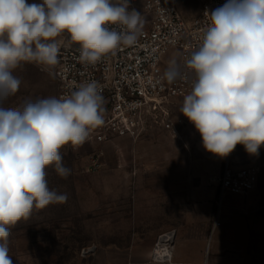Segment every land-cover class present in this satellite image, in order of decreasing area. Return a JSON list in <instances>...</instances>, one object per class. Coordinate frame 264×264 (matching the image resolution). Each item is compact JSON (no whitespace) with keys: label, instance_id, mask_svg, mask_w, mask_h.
<instances>
[{"label":"clouds","instance_id":"9594fccd","mask_svg":"<svg viewBox=\"0 0 264 264\" xmlns=\"http://www.w3.org/2000/svg\"><path fill=\"white\" fill-rule=\"evenodd\" d=\"M208 15L202 43L190 57L170 60L163 79L190 86L180 113L205 150L223 158L241 144L258 155L264 145V0H227ZM143 27L131 0H0V264H13L10 226L68 199L49 188L45 169L70 175L61 149L84 144L105 122V99L94 80L63 98L5 107L22 83L14 71L35 63L51 75L64 36L80 46L82 64L95 65L134 46Z\"/></svg>","mask_w":264,"mask_h":264},{"label":"rangeland","instance_id":"374dc122","mask_svg":"<svg viewBox=\"0 0 264 264\" xmlns=\"http://www.w3.org/2000/svg\"><path fill=\"white\" fill-rule=\"evenodd\" d=\"M176 2L187 18L198 12L202 0ZM74 45L78 44L72 43L67 36L60 38V46ZM14 75L22 83L5 107H19L29 98H59L57 81L41 66L25 63L14 71ZM182 104L183 98H174L170 103L177 131L152 127L132 141L122 161L111 142L63 147L62 163L71 170L70 175L61 177L54 166L47 167L45 171L49 188L66 193L68 199L44 209H34L28 219L10 226L8 255L13 264H135L143 260L145 250L151 243L153 245L147 237L155 225L132 221L135 200L143 198L144 190L154 185L160 187L152 195L163 199L167 183H177V169L184 171L185 201L193 199L192 193L197 186H200L202 196L213 194L216 208H213L209 222L216 223L215 216L221 213L217 203V179L224 157L205 150L194 124L180 113ZM98 149L104 151L102 163L92 168L91 156ZM166 152L171 153L168 159L163 154ZM247 195L228 194L223 200H241ZM248 200L251 204L248 212L250 246L256 247L259 243L264 247V221L262 223L261 219L264 215V191L258 198ZM190 212L191 208L185 204L186 215ZM172 226L177 228L180 225ZM104 249L111 251L104 252Z\"/></svg>","mask_w":264,"mask_h":264},{"label":"built area","instance_id":"2783aa9c","mask_svg":"<svg viewBox=\"0 0 264 264\" xmlns=\"http://www.w3.org/2000/svg\"><path fill=\"white\" fill-rule=\"evenodd\" d=\"M227 0H202L196 15L185 17L176 0H131V6L144 19L142 35L131 47H121L95 65L82 64L80 46H60L59 63L52 70L59 98L66 97L85 81H97L105 99L104 124L92 130L86 144L114 143L116 137L137 139L152 127L177 131L175 116L170 111L174 98H184L190 86L177 81L169 84L163 74L172 59L190 57L202 43L210 17L208 13ZM188 122H190L188 120ZM238 145L228 156L218 184V209L228 194L246 195L259 183L260 166L235 167L233 157ZM103 149L92 153L91 166L101 165ZM219 216V215H217ZM219 219L215 226L220 225ZM172 235L165 242L163 236ZM174 248V231L161 233L152 250L159 261H170Z\"/></svg>","mask_w":264,"mask_h":264},{"label":"crops","instance_id":"0c3cea01","mask_svg":"<svg viewBox=\"0 0 264 264\" xmlns=\"http://www.w3.org/2000/svg\"><path fill=\"white\" fill-rule=\"evenodd\" d=\"M134 140L136 139L122 136L115 138L113 144L120 161L124 159V156H127ZM163 154L167 159L171 155L168 152ZM232 160L235 167L260 166L258 186L247 196H244L247 200L252 197L258 198L264 191V145L260 147L258 155H252L245 150L243 145L238 144ZM183 172L182 169H177L175 179L177 183L175 185L167 183L166 195L163 199L152 195L160 187L154 185L151 189L144 190L143 198L138 197L135 200L132 221L137 224L155 225L150 229V234L147 237L153 242V245L151 243V246L145 250L143 260L137 261L135 264H264L263 244L257 243L256 247L250 246L248 212L251 204H248L249 200L247 201L245 198L223 200L220 216H215L216 220L220 217L221 223L215 226V222H209L213 217V208H216L213 194L211 195L210 192L209 195L202 196L200 186H197V189L192 193L193 199L185 201ZM172 180L170 179V181ZM185 204L191 208L188 216L185 213ZM261 219L263 223L264 215H261ZM176 224L180 226L174 228L172 225ZM171 230L175 231L171 260L154 259L152 250L158 236ZM167 235H170V241L172 235L169 233ZM110 251L111 249H104V252ZM113 252H115L114 249Z\"/></svg>","mask_w":264,"mask_h":264},{"label":"bare ground","instance_id":"6f19581e","mask_svg":"<svg viewBox=\"0 0 264 264\" xmlns=\"http://www.w3.org/2000/svg\"><path fill=\"white\" fill-rule=\"evenodd\" d=\"M169 239H170V235H165V236H163V240H164L165 242H168Z\"/></svg>","mask_w":264,"mask_h":264}]
</instances>
